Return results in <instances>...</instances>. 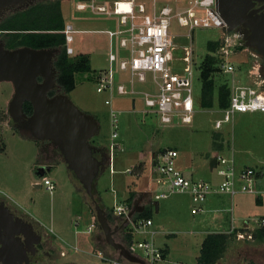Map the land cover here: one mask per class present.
Segmentation results:
<instances>
[{"label": "rangeland", "instance_id": "rangeland-1", "mask_svg": "<svg viewBox=\"0 0 264 264\" xmlns=\"http://www.w3.org/2000/svg\"><path fill=\"white\" fill-rule=\"evenodd\" d=\"M77 1L60 0L65 23L77 30L72 33L71 47L74 53L69 56L72 58L77 54L87 55L90 70L75 74V88L67 96L76 107L97 120L99 132L90 138V144L109 150L112 143L110 110L111 107L120 110L117 113V137L114 139L118 148L113 152L112 166H105L94 187L95 199L106 215L109 210H113L114 204L126 202L131 192L134 194L132 203L140 205V201L144 199H141L137 190L146 188L150 180L135 176V166L141 164L142 168L146 167L147 162L144 160L151 156V152L160 148L176 149L177 168L186 177L206 182L212 188L218 187L223 181V177L217 174L218 168L209 167L212 158L232 159L235 170L234 186L237 190L243 184H248L238 178L240 170L252 168L257 172L252 178L253 192L238 191L232 197L225 193L210 194L202 205L203 211L195 214L190 211L194 203L188 193H172L167 198L158 200V211L154 204L146 206L153 221L151 228L160 231L154 237L156 246L166 249L165 261L161 260L157 264H197L196 257L205 231L240 228L245 222L253 227L254 220L264 216V112L235 113L229 121L222 122L219 128L215 127V122L223 119L224 115L217 106L218 87L221 84L230 86L232 78L240 85L250 84L246 78L250 69L256 71L259 78H264L260 61L244 46L238 34L229 32L222 40L235 47L234 53L228 58L235 66V71L228 73L221 69L211 75L213 104L204 107L201 104L203 80L200 63L209 53V41L220 40L221 30L195 27L190 32V42V39L184 37L188 33L187 28L179 27L173 20L171 30L176 35L175 42L179 45L191 43L194 51L191 85L194 111L190 124H180L179 118H174L172 124L161 125L155 114H144L139 96L134 97L133 111L130 109L131 100L128 97L116 93L110 96L108 91H96L95 76L108 66V34L104 30L112 28L116 21L107 15H96L89 9L75 10ZM13 8L9 7L1 13L8 14ZM136 89L146 88L138 86ZM54 92L62 91L57 87ZM12 95L11 82L1 81L0 199L16 214L27 216L25 218L31 223H34L32 218L41 217L45 231L55 239L53 245L41 227L34 223L42 233L41 242L50 253V256H37L38 261L49 264H100L92 241L93 232L87 230L91 217L95 218L94 203L80 182L71 177L60 152L53 146L50 147L57 152L51 170L42 177L36 175L38 155L41 152L40 141L31 138L25 130L20 131L14 127L8 115V104ZM214 138L217 139L215 146L219 144L216 149L212 146ZM129 169H133V172H128ZM45 177L54 184L52 192L43 184ZM36 184L39 186L36 187ZM152 202H155L153 198ZM77 218H80L78 224L75 223ZM108 221L112 228H116L114 239L126 241L127 225L123 228V221L112 217ZM57 227L61 228L62 234ZM94 230L106 244L97 221ZM255 230L256 227L245 231L236 230L225 251L214 264H264V241L252 237ZM111 249L113 248L109 246L108 250Z\"/></svg>", "mask_w": 264, "mask_h": 264}, {"label": "built area", "instance_id": "built-area-1", "mask_svg": "<svg viewBox=\"0 0 264 264\" xmlns=\"http://www.w3.org/2000/svg\"><path fill=\"white\" fill-rule=\"evenodd\" d=\"M108 2V3H107ZM89 9L96 15H107L115 19L112 28L104 30L109 37L107 68L95 76L96 91H108L110 96L116 93L131 100V110H135L134 97L139 96L143 103L144 114L153 113L161 125L172 124L179 118L180 124H190L194 111L192 98V67L194 51L191 46L175 42L171 24L175 20L179 27L187 28L184 35L191 42V30L195 27H213L221 30L220 46L213 55H217L219 70L228 73L235 71V66L228 59L235 51L233 44L222 40L228 35L226 23L221 17L216 0H78L75 10ZM77 32L70 24H65L63 33L68 55L74 53L71 43L72 33ZM3 31L0 30V37ZM183 37V36H182ZM254 76V77H253ZM246 78L250 84L240 85L232 78L229 86V104L221 109L223 119L215 122L219 128L222 122L229 121L233 114L241 112H264V78H259L256 71L248 70ZM142 86L146 89H136ZM111 105V100L108 101ZM120 110L111 107L110 139L108 166L111 168L113 152L118 148L114 142L117 137V113ZM178 152L172 148H164L151 152L149 157L150 182L161 189L151 190L153 200L167 198L172 193H188L191 197V213L202 211V203L211 192H225L233 196L237 193L234 186V164L232 159L216 158L217 174L223 177L218 187L212 188L208 183L186 177L176 166ZM131 172V169L128 170ZM252 168L239 171L238 178L246 181L240 191L253 192L252 178L256 175ZM43 184L49 192L54 184L45 177ZM133 205L127 203L114 204L112 214L128 220L132 234L130 241H119L127 252L137 257L139 262H130L118 251L105 252L98 250L97 257L101 264H157L163 259L162 251L155 243L157 231L151 227V219L135 221L127 215ZM95 227V218L88 225L90 231ZM264 227V217L254 220L253 227L247 222L243 231L249 228ZM229 232H233L231 229ZM141 236L135 237L134 236Z\"/></svg>", "mask_w": 264, "mask_h": 264}, {"label": "water", "instance_id": "water-1", "mask_svg": "<svg viewBox=\"0 0 264 264\" xmlns=\"http://www.w3.org/2000/svg\"><path fill=\"white\" fill-rule=\"evenodd\" d=\"M29 3L31 0H0V13L9 7L21 8ZM250 5L251 0H216L226 30L232 31L240 23L247 25L253 38L248 45H256L264 53V17H251L247 13ZM56 54V48L21 46L8 49L0 41V82L8 81L13 86L8 115L16 129L25 130L35 140L47 142L46 147L50 143L60 152L67 168L94 203L95 218L106 243L128 261L139 262L114 239L116 228L111 227L105 210L94 196L96 179L105 168L104 158L94 154L101 148L89 143L90 138L99 132L97 120L76 107L66 93L54 92L49 96V91L57 88V71L53 65ZM26 101L32 105L30 115L23 111ZM215 165L216 158H212L209 167L212 169ZM50 168L51 164L42 159L36 175L42 177ZM142 209V206H135L127 217L131 218ZM41 239L42 235L34 230L30 221L15 216L4 201L0 202V264H49L33 263L29 259V253L36 252V245Z\"/></svg>", "mask_w": 264, "mask_h": 264}, {"label": "trees", "instance_id": "trees-1", "mask_svg": "<svg viewBox=\"0 0 264 264\" xmlns=\"http://www.w3.org/2000/svg\"><path fill=\"white\" fill-rule=\"evenodd\" d=\"M65 24L60 0H31V3L26 7H14L13 11L8 14H0V30L3 31L2 41L6 48L14 49L27 46L34 49H57V54L53 62L57 71V87L63 93L67 94L75 88V74L90 70V60L85 54H77L72 58L67 54L63 33ZM220 43L219 40L209 41V53L200 63L201 77L203 80L201 104L204 107H209L213 104V80L211 79V75L219 70L218 62L220 60L217 55L213 54L219 48ZM53 94L54 90L49 91V96ZM229 95V86L227 84H221L217 91V106L220 109L228 106ZM23 111L27 115L32 113V105L30 102L26 101L23 103ZM216 143L217 139L214 138L213 148L219 147V144L215 146ZM53 164L54 162L51 163V166ZM135 167L141 168V164ZM70 174L74 179L72 172ZM133 196L134 194L131 192L125 200L129 206L132 205ZM111 215L112 209L106 215L108 220H111ZM137 219H151L149 213L146 211V207L141 212L133 215L132 220L135 221ZM235 231L230 233H207L200 244L196 263L214 264L225 251L227 243ZM241 231L243 230L241 229ZM252 237L255 239L260 238L264 241V227L256 228L252 233ZM125 239L126 241L132 239L130 231L126 232ZM161 251L164 257L166 249Z\"/></svg>", "mask_w": 264, "mask_h": 264}, {"label": "flooded vegetation", "instance_id": "flooded-vegetation-1", "mask_svg": "<svg viewBox=\"0 0 264 264\" xmlns=\"http://www.w3.org/2000/svg\"><path fill=\"white\" fill-rule=\"evenodd\" d=\"M247 13L251 17H260V16L264 17V0H251V5L249 6ZM229 32H235L236 34H238V36L241 38V41L244 43V46L246 48H248V50L253 52L255 57L260 61L261 72L264 76V53H261L256 45H248V43L251 40H253V38L251 36V30L249 29V27L247 25H244L243 23H240L232 31H229ZM0 41H2V36L0 37ZM3 45H4V43H3ZM4 47H5V45H4ZM47 144H48L47 142H40L41 154H42L41 159H43L46 163L51 164L53 161V158L56 157L55 154H56L57 150L50 147L51 145H48V147H46ZM91 145H93V144H91ZM93 146H97V145H93ZM97 147H100L101 150L95 151V153H94L95 156H97L98 158H104V164H105V166H108L109 150H107L105 147H102V146H97ZM1 201H3V200L0 199V202ZM5 205L9 208V210L15 216H21V217H23V219L27 220L24 216L16 214L15 212H13V210L6 203H5ZM32 224H33L34 230L37 233L42 235L41 231H39L36 228V225L34 223H32ZM39 255L50 256V253L45 248V245H43V242H40L36 245V252L34 254L29 253L30 261L33 263L41 262V260L38 261V259H36V257Z\"/></svg>", "mask_w": 264, "mask_h": 264}, {"label": "crops", "instance_id": "crops-1", "mask_svg": "<svg viewBox=\"0 0 264 264\" xmlns=\"http://www.w3.org/2000/svg\"><path fill=\"white\" fill-rule=\"evenodd\" d=\"M109 37H108V47H107V49H108V52H109ZM107 55H108V53H107ZM160 149H164V148H160ZM172 149H174V148H172ZM214 149H216V148H214ZM157 150H159V149H157ZM156 150V151H157ZM176 150V149H175ZM38 159H39V164H40V161L42 160L41 159V153H39V155H38ZM144 162H147L146 163V167H141V168H137V170H135L137 173H135V176H138V178H142V177H145L146 179H148L147 181H149L150 180V166H149V157L146 159V160H144ZM53 166V165H52ZM52 166H51V168H52ZM216 166V165H215ZM51 168H50V170H51ZM49 170V171H50ZM48 171V172H49ZM131 172H133V169H132V171ZM256 176V175H255ZM36 187H38V186H36ZM154 188H158V189H161V188H159V187H156V186H154L151 182H149V184H148V186L146 187V188H144L143 190H137V193L139 192V194L141 195L140 197H141V199H144L143 201H140V205H135L134 203H132V205H133V209H134V207L135 206H138L139 208H140V206H142L143 207V209L148 205V204H154V206H155V202H152V195H151V193H150V191L151 190H157V189H154ZM238 191H240V190H238ZM237 191V192H238ZM222 193H225V192H211L210 194H222ZM210 194H208V195H210ZM225 194H228V193H225ZM236 194V193H235ZM228 195H230V194H228ZM231 196V195H230ZM208 197V196H207ZM232 197V196H231ZM140 199V200H141ZM206 200H207V198H206ZM205 200V201H206ZM135 201V200H134ZM158 201V200H157ZM156 201V202H157ZM204 201V202H205ZM203 202V203H204ZM123 203H126V202H123ZM203 203H202V205H203ZM209 204H210V206H211V202L209 201ZM212 207V206H211ZM192 208V207H191ZM142 209V210H143ZM158 209H159V205H158V202H157V211H158ZM211 210H215L214 208H210ZM191 211V210H190ZM202 211H203V207H202ZM136 213H139V212H136ZM135 214V213H134ZM133 214V215H134ZM24 217H27V216H25L24 215ZM30 217V216H29ZM111 217L112 218H116V219H121L122 221H123V228L126 226L127 228V230H126V232H128V231H130V229H129V223H128V221L126 222V219L124 218V217H122V216H116V215H114V214H112L111 215ZM133 217V216H132ZM262 217H264V216H262ZM93 216L91 217V222H92V220H93ZM33 220H34V223H36L39 227H41V229L46 233V235H47V237H48V241L49 242H52L53 243V245H55L54 244V238L53 237H50V235H48L47 234V232L45 231V225H44V223L42 222V218L41 217H39V216H36V217H34V218H32ZM80 218H77V221L75 222L76 224H78V220H79ZM152 221V220H151ZM247 222H245V224H246ZM153 226V221H152V225H151V227ZM245 226V225H244ZM244 226L243 227H240V228H234V227H231L229 230H223V229H221V230H210V231H205V235L207 234V233H210V232H229L231 229H233V231L234 230H238V231H240L241 229L243 230V228H244ZM150 227V228H151ZM96 228V219H95V227L92 229V230H90L91 232H93V236H92V241H93V244H94V247H95V251L97 252L98 250H102V251H105V252H107V253H109V252H114V249H111V250H108V248H109V245L106 243L105 244V242H104V240L102 239V237H101V235L100 234H98V232L96 231V230H94ZM153 230H155V231H157V234L158 233H160V231L159 230H157V229H154V228H152ZM250 229V228H249ZM57 230L61 233V228H59V227H57ZM52 232V231H51ZM230 233V232H229ZM62 234V233H61ZM204 235V236H205ZM135 237H141V236H134V238ZM204 238V237H203ZM105 239V238H104ZM203 240V239H202ZM202 240H201V242H202ZM201 242H200V244H201ZM112 248V247H111ZM161 250H163L164 248H161V247H159ZM58 249V248H57ZM199 254V253H198ZM163 256V255H162ZM198 256V255H197ZM165 258H166V254L164 255V257H163V259H162V261H165ZM197 258V257H196ZM70 264V263H69ZM73 264H75V263H73ZM101 264V263H100Z\"/></svg>", "mask_w": 264, "mask_h": 264}]
</instances>
